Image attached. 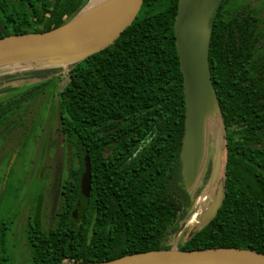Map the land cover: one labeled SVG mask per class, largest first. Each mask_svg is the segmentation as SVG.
<instances>
[{"label": "trees", "instance_id": "1", "mask_svg": "<svg viewBox=\"0 0 264 264\" xmlns=\"http://www.w3.org/2000/svg\"><path fill=\"white\" fill-rule=\"evenodd\" d=\"M88 1L0 0V38L55 28ZM178 2L143 0L132 24L111 45L72 65L66 79L61 66L0 71V128L43 100L42 111L49 123L56 119L69 161L51 225L27 222L28 258L9 259L11 233L0 225V264L101 262L172 248L167 239L188 220L193 203L192 191L177 184L185 117L174 38ZM226 2L213 19L208 55L222 113L224 196L213 219L176 248L264 254V77L231 78L233 62L249 60L251 42L246 25L238 24V34L230 27L232 20L221 12ZM42 111L28 134L43 131ZM86 163L91 188L83 203Z\"/></svg>", "mask_w": 264, "mask_h": 264}, {"label": "water", "instance_id": "2", "mask_svg": "<svg viewBox=\"0 0 264 264\" xmlns=\"http://www.w3.org/2000/svg\"><path fill=\"white\" fill-rule=\"evenodd\" d=\"M94 0L65 23L43 32L13 34L0 38V71L68 67L111 45L137 18L143 0H115L96 12L85 14ZM222 0H179L174 21L175 47L183 76L185 104L184 131L179 151L177 184L186 192L193 190L207 150V126L222 115L211 80L209 44L213 19ZM48 122L38 148L40 156ZM222 168V147L218 146L209 186L216 183L211 200L192 228L195 234L213 219L219 209L224 184L218 179ZM91 188V168L86 163L80 178L81 202H87ZM186 222H182L178 233ZM73 264H264V254L246 248L214 247L182 250L155 249L123 255L101 262Z\"/></svg>", "mask_w": 264, "mask_h": 264}, {"label": "rangeland", "instance_id": "3", "mask_svg": "<svg viewBox=\"0 0 264 264\" xmlns=\"http://www.w3.org/2000/svg\"><path fill=\"white\" fill-rule=\"evenodd\" d=\"M243 1L245 0H235L234 4H241ZM248 1L253 5L264 3V0ZM71 18L65 19V22ZM67 71L68 67H63L60 72L65 79ZM20 83L22 82L17 84ZM42 104L43 100H40L34 106L30 105L21 118L16 117L15 123L11 122L0 128V225L3 224L1 226L11 233L6 246L11 247L9 259L15 262H21L29 257V248L25 240L27 217L30 215L33 220L37 218L44 228L49 227L53 222L60 187L56 184L67 168V166L65 168L64 154L61 153L57 143L59 132L55 118L51 123L46 119L45 124L48 122L50 132L49 146L45 138L42 152L37 158L43 131L37 128L32 134L28 132L32 120L42 111ZM49 109L50 106L46 111ZM42 114L47 118V112L44 114L42 111ZM223 133L219 118L208 123L206 157L197 185L195 184L192 190L193 203L189 211L190 215L186 225L167 239V244L172 247H178L190 235L192 228L199 222L201 212L214 195L217 182L210 189V175L219 145L222 147L224 162ZM47 135L48 133L46 137ZM205 175H207L206 180ZM222 175L223 164L218 179L222 178Z\"/></svg>", "mask_w": 264, "mask_h": 264}, {"label": "flooded vegetation", "instance_id": "4", "mask_svg": "<svg viewBox=\"0 0 264 264\" xmlns=\"http://www.w3.org/2000/svg\"><path fill=\"white\" fill-rule=\"evenodd\" d=\"M252 1V0H250ZM235 0H227L225 6L222 7L221 12L229 18L231 23H229L232 30H235V34H238L237 26L238 24L246 25V34L249 33L250 53L251 56L246 63H242L239 66V63L233 62L231 66V78L235 80L247 79L249 76L258 75L259 81H262L264 75V3H259L258 5H253L248 0L243 1L241 4H234ZM236 43L239 45V38H236ZM50 122L49 118H46ZM46 120V121H47ZM49 129V126H48ZM44 130V129H43ZM48 135L46 140L48 142L50 132H47ZM50 141V140H49ZM57 143L59 144V149L63 153V135H59ZM49 146V142H48ZM69 161L66 160L65 165L68 166ZM63 174L58 178L56 186L59 187V195L55 203V213L54 217L57 215V212L60 210L61 202L63 199V194L65 189L62 187ZM65 186V185H63ZM74 218H77V211L73 212ZM35 219V218H34ZM33 223L34 220L32 216L27 217V222Z\"/></svg>", "mask_w": 264, "mask_h": 264}, {"label": "bare ground", "instance_id": "5", "mask_svg": "<svg viewBox=\"0 0 264 264\" xmlns=\"http://www.w3.org/2000/svg\"><path fill=\"white\" fill-rule=\"evenodd\" d=\"M115 0H94L93 3L91 4L90 7H88V9H86L84 11L85 14H90L93 12H96L97 10H99L100 8H104L108 5H110L112 2H114ZM210 143V142H209ZM211 144V143H210ZM213 145V143H212ZM211 146V145H210ZM210 148V147H209ZM213 150V149H212ZM209 154V153H208ZM197 185V184H196ZM191 221V220H190Z\"/></svg>", "mask_w": 264, "mask_h": 264}]
</instances>
